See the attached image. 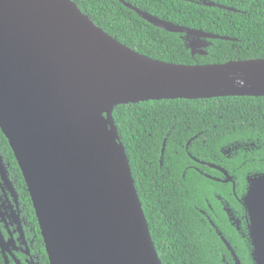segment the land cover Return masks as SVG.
<instances>
[{
	"label": "water",
	"instance_id": "obj_1",
	"mask_svg": "<svg viewBox=\"0 0 264 264\" xmlns=\"http://www.w3.org/2000/svg\"><path fill=\"white\" fill-rule=\"evenodd\" d=\"M120 1L182 38L235 40ZM207 40L184 45L207 54L196 51L212 44ZM228 96H264V57L173 63L122 43L74 0H0V127L26 181L51 264H163L114 110L150 100ZM0 171L8 181L1 149ZM243 200L251 257L264 264V173L250 179Z\"/></svg>",
	"mask_w": 264,
	"mask_h": 264
},
{
	"label": "trees",
	"instance_id": "obj_2",
	"mask_svg": "<svg viewBox=\"0 0 264 264\" xmlns=\"http://www.w3.org/2000/svg\"><path fill=\"white\" fill-rule=\"evenodd\" d=\"M74 1L105 31L156 59L196 64L264 57V0H235L230 5L246 12L236 11L226 17L223 16L226 11L211 9L221 17L217 29L235 40L217 39L212 55L206 58L193 57L178 33L156 27L120 0ZM125 1L137 3L136 0ZM204 20H207L206 16ZM201 55H208V52ZM113 116L126 146L162 263L211 264L208 253L198 243L194 220L190 221L196 214L186 197L182 156L176 155V147L181 150L179 143L186 140L184 130L188 121L193 128L189 132L211 128L207 132H217L222 142L236 135L264 144V96L142 101L116 106ZM202 118L207 122L197 121ZM212 124L217 127H208ZM165 138L162 165L160 155ZM0 148L6 160L11 162L13 174L17 175L22 206L27 207V214L38 224L23 173L1 127ZM240 255L244 264H253L247 253L241 251Z\"/></svg>",
	"mask_w": 264,
	"mask_h": 264
},
{
	"label": "flooded vegetation",
	"instance_id": "obj_3",
	"mask_svg": "<svg viewBox=\"0 0 264 264\" xmlns=\"http://www.w3.org/2000/svg\"><path fill=\"white\" fill-rule=\"evenodd\" d=\"M136 1L135 6L164 20L226 36L217 29L221 21L219 13L211 9L226 11L224 17L236 11L246 12L230 5L235 0ZM177 35L181 37V33ZM182 36L184 40L198 43L207 40L185 33ZM216 40L208 38L213 45L207 48L196 47V51L208 52V55L190 54L195 58L211 56L218 44V41L214 44ZM197 121L207 122V119ZM211 126L217 127L208 125ZM210 129L189 132L193 128L188 121L184 130L186 140L180 141L181 150L176 147V155L182 156L186 197L196 214L190 221L194 220L198 243L208 253L211 264H237L233 252L240 264H244L240 253H247L252 259V246L249 214L243 197L250 179L264 173V144L236 135L222 142L217 132H207ZM2 156L8 181L0 171V264H51L40 224L27 214V207L22 206L17 175L13 174L11 162L3 152Z\"/></svg>",
	"mask_w": 264,
	"mask_h": 264
}]
</instances>
